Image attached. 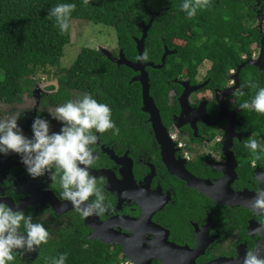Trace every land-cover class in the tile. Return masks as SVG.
<instances>
[{"label": "flooded vegetation", "instance_id": "flooded-vegetation-1", "mask_svg": "<svg viewBox=\"0 0 264 264\" xmlns=\"http://www.w3.org/2000/svg\"><path fill=\"white\" fill-rule=\"evenodd\" d=\"M172 1L159 11L173 9L180 20L183 0ZM226 1L219 2L224 8L221 39L225 49L236 44L237 54L232 48L228 53L240 58L217 75L212 60L168 69L176 76L165 91L153 88L146 67L154 104L145 103L140 81L134 94L102 99L82 88H65L61 71L46 75L48 83L38 81L21 99H0V120L22 113L18 123L29 136L38 113L50 120L51 131H59L49 111L84 94L108 104L119 128L118 135L112 130L100 135L99 159L90 170L106 182L107 202L114 210L103 216L81 218L70 202L59 200L57 183L47 174L33 179L19 155L0 154V185L9 194L3 202L30 213L50 233L38 251L14 252V264H50L49 258L63 253L65 264H241L248 249L264 258V215L250 207L256 191L264 190V175H257L264 170V153L256 159L244 147L249 138L264 142V115L238 108L264 87V5ZM207 11L188 19L192 38L202 30L200 19ZM170 50L175 51L170 55L179 52ZM120 54L112 53L114 61ZM132 71L131 79L139 74ZM249 82L257 88H249ZM62 203L67 205L63 209Z\"/></svg>", "mask_w": 264, "mask_h": 264}, {"label": "trees", "instance_id": "trees-1", "mask_svg": "<svg viewBox=\"0 0 264 264\" xmlns=\"http://www.w3.org/2000/svg\"><path fill=\"white\" fill-rule=\"evenodd\" d=\"M220 0H211V7L203 19L202 30L196 37L188 33V19L174 18L173 9L161 13L149 30L145 41L146 62L162 63L165 46L177 48L178 54L168 56L162 70L150 67L155 90H167V83L176 75V68L198 67L205 61H213L212 73L230 68L232 59L229 48H224L221 39ZM58 3H74L75 10L69 19V29L61 34L55 18H49L48 10ZM172 0H91L87 5L82 0H0V99L5 101L22 98L26 89L39 81L41 74L53 76L61 71L60 83L66 87L82 88L94 97L109 99L134 94L140 85L130 82L135 73L124 64L118 65L99 49L84 47L69 68H61L65 48L72 41L74 20L83 19L96 24L114 27L119 47L130 61L139 57L136 37H141V22L148 23L152 13L161 12L159 7L172 5ZM227 5L231 1H226ZM236 24L235 18L231 21ZM244 42V41H243ZM237 46V45H236ZM245 42L242 50H245ZM15 257V255H14ZM10 264H14L13 261Z\"/></svg>", "mask_w": 264, "mask_h": 264}, {"label": "clouds", "instance_id": "clouds-1", "mask_svg": "<svg viewBox=\"0 0 264 264\" xmlns=\"http://www.w3.org/2000/svg\"><path fill=\"white\" fill-rule=\"evenodd\" d=\"M90 2L82 0L84 5ZM259 3L264 5V0H259ZM209 7L211 0H183L180 5L189 20L197 15L198 10ZM75 8L74 3H58L48 10L49 18H55L61 34L68 31L69 19ZM138 59L146 60L147 57ZM247 86L257 88L251 82ZM238 108L264 115V87H259L255 95L238 104ZM49 115L60 124L59 131H51L50 120L38 113L30 125L31 136L26 135L18 123L22 113L0 120V154L19 155L20 162L33 179L47 174L51 182L57 183L59 200L70 202L81 218L112 214L114 210L105 193L106 182L90 171L99 159L96 146L100 135L108 130H112L113 135L119 134L111 107L98 102L90 94H84L82 98L58 105L54 111H49ZM244 147L255 154L256 159L264 153V142L256 138H249ZM257 175H264V170ZM0 187H6L0 192V264H10L15 259L14 252L24 256L38 251L40 245L48 242L50 233L42 222L34 221L30 213L26 214L18 207L14 210L3 202L9 194L5 184ZM66 206L62 203L61 209ZM250 207L264 215V190L256 191ZM49 259L50 264H65L67 253ZM241 264H264V258L248 249Z\"/></svg>", "mask_w": 264, "mask_h": 264}, {"label": "rangeland", "instance_id": "rangeland-1", "mask_svg": "<svg viewBox=\"0 0 264 264\" xmlns=\"http://www.w3.org/2000/svg\"><path fill=\"white\" fill-rule=\"evenodd\" d=\"M84 47L105 49L110 53L122 50H120L117 31L114 27L76 19L72 24V41L66 46L64 56L61 58V67L57 70L69 68ZM46 75L39 76L41 83H48L45 80Z\"/></svg>", "mask_w": 264, "mask_h": 264}, {"label": "water", "instance_id": "water-1", "mask_svg": "<svg viewBox=\"0 0 264 264\" xmlns=\"http://www.w3.org/2000/svg\"><path fill=\"white\" fill-rule=\"evenodd\" d=\"M161 12L152 13V17L148 23L141 22L139 24V27L142 29L143 34L141 37H136L135 41L137 43V49L139 52V57L145 56V48H146V39L149 33L150 28L153 25V22L155 19L160 16ZM105 55H107L111 60L114 61L112 53L105 49H101ZM175 51H171L167 45L165 46V52L162 56V63L161 64H155L154 62H145L144 60L138 59L136 61H130L127 59L125 53L123 50H121L120 58L115 61L118 65L124 64L129 66L130 68L134 69L135 71H139V74L135 76L131 82L140 81L143 85V93H144V100L145 103H149V100H152V104H154V100L150 96V78L149 73L146 71V67L150 66L153 68H163L166 64V60L170 54H173Z\"/></svg>", "mask_w": 264, "mask_h": 264}, {"label": "built area", "instance_id": "built-area-1", "mask_svg": "<svg viewBox=\"0 0 264 264\" xmlns=\"http://www.w3.org/2000/svg\"><path fill=\"white\" fill-rule=\"evenodd\" d=\"M130 264V263H129Z\"/></svg>", "mask_w": 264, "mask_h": 264}]
</instances>
